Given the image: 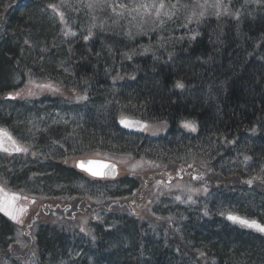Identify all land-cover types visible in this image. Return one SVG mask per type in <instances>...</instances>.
<instances>
[{
  "label": "trees",
  "instance_id": "trees-1",
  "mask_svg": "<svg viewBox=\"0 0 264 264\" xmlns=\"http://www.w3.org/2000/svg\"><path fill=\"white\" fill-rule=\"evenodd\" d=\"M62 1L0 0V95L10 90L13 74L22 71L87 97L72 107V122L78 124L73 144L68 143V134L57 133L52 126L41 135L46 139L38 137L32 143L28 136L15 138L29 140L26 143L34 147L43 141L44 147L55 146L54 157L81 148L76 155L100 151L132 157L139 148L148 159L176 165L200 157L223 178L243 181L245 175L259 176L264 185V0L235 5L232 12L242 8L239 20L232 15L202 21L195 27L196 35L182 31L184 26L174 28L180 24L176 17L164 27L171 28L169 33L151 44L111 27H96L80 0L65 6ZM64 23L74 36L63 35ZM89 25L94 26L90 32ZM177 81L184 88L176 87ZM125 117L163 123L166 133L138 135L120 123ZM184 121L194 122L196 133L185 132L180 127ZM52 171L63 180L57 181L59 187L69 189L68 185L83 182L64 167ZM45 172L47 178L50 172ZM123 180L127 181L120 179L117 185L100 182L95 189L86 185L78 194L119 198L129 191ZM238 189L224 199L215 192L193 208L167 205L175 218L173 234L123 212L109 214L113 219L93 228V246L44 227L36 235L39 264L57 249L62 264H264V235L227 218L230 213L262 224L264 196L257 190V198L242 194L238 199ZM47 195L58 198L54 192ZM12 230L0 215V244Z\"/></svg>",
  "mask_w": 264,
  "mask_h": 264
},
{
  "label": "rangeland",
  "instance_id": "rangeland-1",
  "mask_svg": "<svg viewBox=\"0 0 264 264\" xmlns=\"http://www.w3.org/2000/svg\"><path fill=\"white\" fill-rule=\"evenodd\" d=\"M185 1L180 0V3L177 5L178 10L172 16V18L177 17L182 26H186L191 22L196 24L206 17L216 16L215 12L217 10L209 7L206 9L204 17H192L191 22H189L188 18L192 12L196 11L199 13L201 9L196 6V0H192L187 7H183L181 4ZM199 1V3H204V0ZM238 1H241L243 4H258L254 0H222L221 15L232 16V6L236 4L242 5ZM69 2H72V0H63L62 4L65 6ZM80 2L88 9L86 13L89 12L97 20V23L93 20L96 27H111L132 38L143 37L142 41L145 44H151L154 39L159 40L164 32L168 34L171 28L168 27L164 30V27L167 22L174 20L162 16L160 19L163 20V23L161 24L153 16H140L134 12L130 15L128 10H125L123 17H121L116 15L109 6L124 4L128 5V9L130 10L133 4L146 2V0H104L103 3L94 4L91 8L88 7L90 0H80ZM164 2L168 5L169 3H174L175 0H164ZM212 2L214 0H209V3ZM225 7L228 14H224ZM117 11L119 12L121 9L117 8ZM133 16H135V19L132 18ZM92 27L94 26L89 25V32L93 29ZM174 28L180 29L178 24L177 26L174 25ZM69 29L65 24V33ZM71 32L73 31L71 30ZM65 33L63 34L64 36ZM152 36H154L153 39L151 38ZM179 44L177 42V45ZM157 48L163 47L159 45ZM46 84L52 85V88L56 90L38 87L39 85ZM8 89L10 90L0 95V127H4L3 130L7 131L12 137L14 136L13 138H15V135L18 137L28 136L33 143V140L35 141L38 137L42 139L48 138L47 135L46 138L41 135L48 133V129L46 128L52 126L53 128H57V133L68 134L69 137H66L67 141L73 144L78 133V124L72 122L74 119V109L79 107V104H82L85 100L82 99L84 97L82 92L74 88L61 86L50 80L36 79L22 71H17L13 74L11 86ZM29 92L32 94L30 95ZM72 107L75 108L72 109ZM184 124L182 125V129L186 132L191 131L185 128ZM165 130L166 126L163 123H151L144 129V133L156 136L164 133ZM42 139L40 140L39 138L40 141H43ZM15 140L22 146L28 147L29 150L27 153L0 150V187L5 189L6 192H12L14 189L12 188L13 183H9L10 180L15 177L23 178L20 175H26V178L20 182L31 183V189H28L29 196L32 194L31 191L36 190L40 194L42 191L45 196L38 198L31 195L29 199H34L35 203H32V200L28 199L22 200V202L16 201L17 207L23 206L27 210L20 216L22 223H18L17 228H13L12 232L8 233L9 236L5 237L6 240H3L0 244V264H39L41 257L36 245V235L41 225V229L44 227L55 230L60 229L71 241H79L80 244L84 241V243L93 246L96 241L93 228L95 226L98 227L101 222L108 219V212L128 213L149 227L152 225L155 228H166L169 229V233L173 234L174 231L171 229L174 228L175 221L173 219L175 218L169 215L171 210L166 208V206L170 204L166 203V201L170 200L169 202L173 206H176L177 201L192 203L198 198H208L210 194H214L215 192L221 193L220 197L224 199L225 195L233 193L232 191L236 192L237 188L241 192L238 193L237 197H240L242 194L244 197H247L256 193L255 196L257 198V190L262 192L264 196V185L260 181L259 176H255L257 179H253V177L245 175L243 181L239 178H223L210 165L208 166L202 162L200 157L190 160L191 162L187 161L181 164L177 163L176 165L173 164L174 162H169L168 160L166 162L149 160L146 157L147 155L142 154L139 148L136 156L140 157L109 155V159H107L100 152H88L76 156V154L83 152L82 148L80 150H78L79 148L73 149L72 151H78L71 155L61 152L58 157H54L55 146L44 147L42 145L44 141L39 146L36 145L34 147V144L31 143L29 145L26 143L29 140L22 142L17 138ZM137 141L143 144L141 139ZM4 147L11 149V145L6 139L4 140ZM181 151H184V149ZM90 158H101L114 162L119 169L118 180L114 182V185H117L119 179L127 180H123L122 182L125 184V188L129 189L128 194L111 199L96 196L90 198L78 194L83 189L82 187L85 188V185L89 188L92 187L83 179L80 187L78 186L77 188H74L75 184L68 185L69 189L65 185L64 187H59L60 185L56 184L57 181L61 182L63 180L53 176V168L61 169L64 167L66 170L75 169L77 161ZM8 161L11 164L7 165ZM45 170L50 172L47 178ZM249 179H253L251 185L245 182ZM46 180L51 181L52 184H48ZM48 192L57 193L58 196L54 197H62V199H46ZM176 197H180V199L177 200ZM250 198L255 197L252 196ZM235 201L238 200L235 199ZM57 204L66 207L65 211L54 210L53 208ZM156 210L160 215L156 214ZM256 215L253 218H256ZM111 219L113 217L110 216L108 220ZM262 225H264V217ZM81 228L84 231H81ZM49 229H46V231L55 232ZM251 230L264 235V233L254 228ZM58 250L56 254L51 255L52 257L45 255L42 262L45 264H62L63 257Z\"/></svg>",
  "mask_w": 264,
  "mask_h": 264
},
{
  "label": "snow or ice",
  "instance_id": "snow-or-ice-1",
  "mask_svg": "<svg viewBox=\"0 0 264 264\" xmlns=\"http://www.w3.org/2000/svg\"><path fill=\"white\" fill-rule=\"evenodd\" d=\"M104 0H90V3L88 4V7L91 8L94 6V4H99V3H103ZM254 2L259 3L260 0H254ZM180 3V0H175L174 3H169L168 5L165 4L164 0H146V2H141L138 4H133V6L131 7V9H128V5H124V4H118V5H109L112 8V11L118 15L123 17L124 15V11L128 10L129 14L131 15V13H137L140 16H153L155 17L157 20L160 21V23H163V20L160 19L162 16L163 17H167L168 19H171L173 15H175V12L177 9V5ZM197 7H199L201 10L199 11V13H197L196 11H193L191 16H189V22H191L192 17H199L202 18L205 15V11L207 8L211 7L216 9L217 11L215 12V15L217 17H219L221 15L220 9L222 7V0H214V2L209 3V0H204V3H199V0H197ZM49 7L53 8V11H56V7L54 5H50ZM183 7H187V5H183ZM117 8H120L121 11H117ZM224 14H228L227 13V8H224ZM233 15L235 16V18L237 20H239L240 18V14L239 12L233 13ZM133 19H135V16L132 17ZM60 19L62 22H64V16L63 13H60ZM66 35H75V32H71V30L69 29L68 31H66L65 33ZM130 34V33H129ZM193 39H195V35L192 37ZM85 40L89 39V36H85L84 37ZM129 59H131V57H128ZM176 87L178 88H184V84L182 82L177 81ZM38 87H42V88H49L52 89L53 91H55L56 89L52 88V85L50 84H46V85H39ZM29 94L31 95L32 93L29 92ZM9 98H15V97H9ZM82 99H87L86 96L82 97ZM121 124L124 125V127H132L133 123L122 119L121 120ZM134 124L138 127L141 128V130H144L147 128V125H141V122L136 121L134 122ZM185 128H188L191 131H195V125L192 122H185L184 124ZM7 140L10 145H11V149L9 148H5L4 147V140ZM234 143V141H232ZM61 147H63V145H61ZM0 150H3L5 152H9L14 151L16 153H27L28 152V147L26 146H22L21 144H19L15 139H13V137L7 133L5 130L0 129ZM33 155H35V153H33ZM251 157L246 156L245 160H250ZM93 162L92 161H88V162H84V161H80L78 163V166L81 168V170H85V171H89L93 176H100L103 175V173L98 172L93 170L92 167H88L87 165H91ZM103 167H109L110 170H114V166H103ZM253 179H257V177H253ZM253 179H249L247 181H245L247 184L251 185L253 183ZM20 199H25L27 200L28 197L27 196H23L21 197L19 194L17 193H7L2 187H0V211H3L5 215L9 216L10 219H12L13 221H15L16 223H22L20 216L27 210L25 207L21 206V207H17L16 206V201L20 200ZM177 200L180 199V197H176ZM32 203H35L34 200L31 201ZM227 218L231 221L234 222H238L242 225H245L247 227L250 228H254L257 231L264 233V225L258 223L256 220H248V219H244L241 218L239 216L236 215H232V214H228ZM81 231H84L83 228H81ZM201 255H203V253H201Z\"/></svg>",
  "mask_w": 264,
  "mask_h": 264
},
{
  "label": "water",
  "instance_id": "water-1",
  "mask_svg": "<svg viewBox=\"0 0 264 264\" xmlns=\"http://www.w3.org/2000/svg\"><path fill=\"white\" fill-rule=\"evenodd\" d=\"M88 161H92L93 163L91 165H87L88 167H92L93 170L95 171H98V172H101L103 173V175H100V176H93L89 171H86L88 174H90L91 176L93 177H98V178H109V179H114L116 178L117 176V167L115 164L113 163H109V162H104V161H100V160H85L84 162H88ZM79 163V162H78ZM78 163H77V167L79 169H81L79 166H78ZM114 166V170H110L109 167H103V166ZM85 171V170H84Z\"/></svg>",
  "mask_w": 264,
  "mask_h": 264
},
{
  "label": "bare ground",
  "instance_id": "bare-ground-1",
  "mask_svg": "<svg viewBox=\"0 0 264 264\" xmlns=\"http://www.w3.org/2000/svg\"><path fill=\"white\" fill-rule=\"evenodd\" d=\"M196 2H197V0H196ZM199 2H200V1H199ZM238 2H239L240 4L243 5V3H241V1H238ZM179 14H180V11H179ZM174 18H175V17H173L172 19H174ZM251 18H253V17H251ZM200 164H202V163H200ZM237 195H238V194H237ZM237 198L239 199V197H237ZM219 220H221L220 223L223 224V223H222L223 220H222V219H219ZM201 264H207V263H206L205 261H203V263H201Z\"/></svg>",
  "mask_w": 264,
  "mask_h": 264
},
{
  "label": "flooded vegetation",
  "instance_id": "flooded-vegetation-1",
  "mask_svg": "<svg viewBox=\"0 0 264 264\" xmlns=\"http://www.w3.org/2000/svg\"><path fill=\"white\" fill-rule=\"evenodd\" d=\"M20 201H22V199H20Z\"/></svg>",
  "mask_w": 264,
  "mask_h": 264
}]
</instances>
